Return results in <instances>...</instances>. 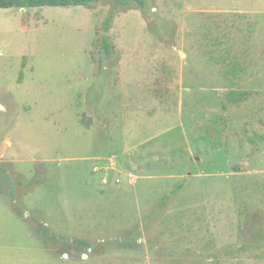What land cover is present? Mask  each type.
<instances>
[{"label": "rangeland", "instance_id": "1", "mask_svg": "<svg viewBox=\"0 0 264 264\" xmlns=\"http://www.w3.org/2000/svg\"><path fill=\"white\" fill-rule=\"evenodd\" d=\"M0 264H264V0L0 7Z\"/></svg>", "mask_w": 264, "mask_h": 264}, {"label": "trees", "instance_id": "2", "mask_svg": "<svg viewBox=\"0 0 264 264\" xmlns=\"http://www.w3.org/2000/svg\"><path fill=\"white\" fill-rule=\"evenodd\" d=\"M137 1V0H136ZM97 2V0H0V7L9 8H26V7H42V6H77V5H90ZM120 3L129 5L131 0H118ZM112 15H110L105 22V31L107 32L110 28ZM103 48L107 55L111 54V42L107 34L103 36ZM236 67H232L234 71ZM249 94L246 90H231L227 98L231 102H238L246 98Z\"/></svg>", "mask_w": 264, "mask_h": 264}]
</instances>
